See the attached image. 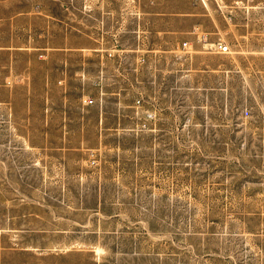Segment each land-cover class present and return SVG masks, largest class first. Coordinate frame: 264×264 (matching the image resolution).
I'll list each match as a JSON object with an SVG mask.
<instances>
[{
  "label": "rangeland",
  "instance_id": "1",
  "mask_svg": "<svg viewBox=\"0 0 264 264\" xmlns=\"http://www.w3.org/2000/svg\"><path fill=\"white\" fill-rule=\"evenodd\" d=\"M39 1L0 0V18ZM251 29L229 53L188 50L186 60L148 63L149 78H124L117 99L99 94L100 107L121 104L119 121L109 112L104 141L68 159L37 158L35 94L12 78L36 63H7L0 50V168H25L28 182L82 184L71 197L100 200L105 264H264V18ZM87 74L74 103L85 105ZM102 75L105 67L93 83L100 93Z\"/></svg>",
  "mask_w": 264,
  "mask_h": 264
},
{
  "label": "crops",
  "instance_id": "2",
  "mask_svg": "<svg viewBox=\"0 0 264 264\" xmlns=\"http://www.w3.org/2000/svg\"><path fill=\"white\" fill-rule=\"evenodd\" d=\"M256 14L264 18V0H41L33 9L5 14V62L36 63L33 72L12 78L15 85L27 82L29 95L35 94L37 158L53 152L68 159L83 144L103 142L100 128L109 112L117 125L121 104L72 101L83 69L87 95L98 99L93 83L105 67V100L117 99L124 78L150 77L143 70L148 63L186 60L188 50L212 51L219 43L230 48L233 39L248 37ZM0 171V264H105L100 249L108 233L96 223L108 217L94 213L100 200L71 197L82 184L28 182L25 168Z\"/></svg>",
  "mask_w": 264,
  "mask_h": 264
},
{
  "label": "built area",
  "instance_id": "3",
  "mask_svg": "<svg viewBox=\"0 0 264 264\" xmlns=\"http://www.w3.org/2000/svg\"><path fill=\"white\" fill-rule=\"evenodd\" d=\"M187 46H188V44L187 43H183L182 44V47H183V49L184 48H187ZM214 50H215V52H217V53H229V46L227 45V44H225V43H219V44H217V46L214 48ZM142 62H144L145 61V59H142L141 60ZM105 81V78L103 77V75L101 76V78H100V80H98V84H100V86H102V84H103V82ZM102 83V84H101ZM103 99H104V91H101V93H100V100L101 101H103ZM97 101H98V99L96 100V99H94V98H92V97H90V96H88V97H85L84 99H83V102H84V104L85 105H95V104H97ZM141 102H142V100L140 99V98H137L136 99V101H135V103L137 104V105H140L141 104Z\"/></svg>",
  "mask_w": 264,
  "mask_h": 264
},
{
  "label": "bare ground",
  "instance_id": "4",
  "mask_svg": "<svg viewBox=\"0 0 264 264\" xmlns=\"http://www.w3.org/2000/svg\"><path fill=\"white\" fill-rule=\"evenodd\" d=\"M229 51H230V48H229Z\"/></svg>",
  "mask_w": 264,
  "mask_h": 264
}]
</instances>
